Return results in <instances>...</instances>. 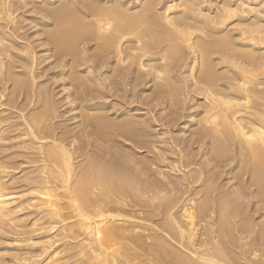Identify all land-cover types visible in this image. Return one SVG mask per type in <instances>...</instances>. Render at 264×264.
<instances>
[{"label": "bare ground", "instance_id": "bare-ground-1", "mask_svg": "<svg viewBox=\"0 0 264 264\" xmlns=\"http://www.w3.org/2000/svg\"><path fill=\"white\" fill-rule=\"evenodd\" d=\"M119 1L20 0L17 3L14 0V3L21 4L20 7H32L29 11L34 16L27 20H31L30 25L34 23V26L42 27L39 30L45 34L47 44L50 42L54 47L52 51L48 50L51 52L49 56L62 63H58L62 65L56 74L59 78H54L71 79L69 85L75 87L73 99L78 100L80 106L75 104L77 107L68 109L73 112L79 110L78 115L72 117L74 121L80 119L76 123V129L80 128L78 135L87 138L94 136V139L105 143L110 137H117L125 142L129 141L134 150L136 147L138 150L146 149L147 152L150 144H154L149 141L148 134L151 132L146 133L149 123L140 122L139 117L138 121L134 118L130 120L125 103L120 102V106L126 112L119 111L120 106L118 111L115 110L119 114L115 113L117 120L111 118L114 120L112 121L108 117L110 120L107 121L97 116L103 113L101 110H107L111 106L93 101L101 94L104 95V91L98 92L96 88L92 89L99 93L98 96L91 95L89 100L85 99L88 95L85 91L90 92V89L88 86L83 88V85L84 90H81L80 85L87 80L81 74L76 72L83 79L73 77L74 71H78L76 66L84 65L86 71L97 69L99 75L100 70L102 72L104 69L105 74H112L113 78L111 74L110 78L114 85L117 79H121V76L133 68L140 83L137 85H141L145 77V82L151 77L149 80L155 88L152 89L156 90L155 95L169 90L162 75L168 69L178 68L187 75L183 74V79L179 77L184 85L183 94L190 92V96L193 93L188 108L198 107L196 112L187 116L196 118L197 129H191L192 137H196L193 140L195 144L206 141L205 151L202 150L204 148L201 149L204 163L197 164L193 160L195 158L179 153L178 163H170L178 168L179 173L182 172L181 168L184 170L197 165L199 168L197 172L194 171L195 175L190 170L186 173L183 171L181 183L172 182L173 178L166 185H152L151 182L148 184L149 189H141L137 186V180L126 169L103 162L101 158L104 156H97L95 152L89 156L87 148L91 147L90 141L79 142L80 139L70 137L68 132H57L52 120L59 117L55 116L58 110L53 104L55 102L52 101V96L48 95V88H33L36 78L35 58L33 55H24L28 53L27 46L18 45L24 54L20 52L17 55L16 50L15 55L12 53L14 51H10V47L16 46L19 40L16 34L20 29L17 25L21 22L17 20V23L15 14L13 15L15 9L10 1L7 3L0 0V87L7 86L3 85L6 81L12 84H9V89L12 88L7 98L4 96L6 93H0V223L23 227L21 219L16 221L19 224L14 222L17 215H20L17 219L21 217L27 220L32 217L30 229L42 227L47 230V245H39L31 237L24 238V253L29 255L33 249L39 252L34 253L33 250V257L30 256L32 254L29 255L31 258L26 255L27 259H22L23 262L26 261L24 264H264V236L252 239L250 234L254 233L246 227L243 220L239 221L238 217L241 215L237 208L241 205L240 198L243 199L242 202H247L244 201L245 198L249 200L250 197L251 200L264 203V7L256 10L251 7L255 3L252 4L249 0H223L214 3L217 6L213 10L210 4L211 8L205 7L204 2L205 8H201V3L197 4V0ZM80 43H84V46L95 45L93 52L99 47L97 59H93L97 52L90 57L94 62L88 59L98 65L90 67V64H75L73 71V61L69 64L65 57L71 58V55L73 60L76 59L77 53L80 54L81 51L78 52L79 48L78 51L75 48L81 46ZM15 46L11 50H15ZM184 51L188 52L184 54ZM81 54L82 59L87 57L86 54ZM81 56L78 55L79 58ZM79 58L76 62L81 60ZM87 58L85 61L83 59L84 63H88ZM4 60L8 63H4ZM14 62L22 65L21 74L12 72L18 68ZM98 78L93 80L98 81ZM106 78L109 80V76ZM139 78L142 79L141 82ZM51 80L53 82V78ZM83 80L85 81L82 82ZM99 81L96 84H107L106 80L102 84ZM64 85H61V91L65 90ZM98 85L96 87L99 88ZM114 85L111 86L113 89ZM91 86L93 87L92 83L89 87ZM7 89L3 88V92ZM20 96L22 100L18 103ZM70 97L72 95L68 93L64 102L73 100ZM174 109L176 112V108ZM99 110V113H95ZM133 114L131 113L132 117ZM177 117L178 111L175 119ZM121 118L122 120H118ZM172 121L176 123L174 118ZM193 122L195 123V119L191 123ZM187 123L190 125V122L185 125ZM156 137L152 139L156 140ZM150 152L152 153V149ZM85 155L88 156L85 163L76 162ZM161 158L163 160L162 156ZM146 161L139 160L144 172L148 169ZM210 164L216 168H227L225 173L228 180L234 181L233 187H230L233 188L232 193L224 192L222 196L219 193L220 196L215 197L214 194L219 189L216 186V175L205 170ZM18 170V173H14ZM18 174L20 175L17 176ZM135 174L138 175L137 172L134 176ZM183 182L188 187L195 185L197 191L193 189L194 197L188 196L186 200L181 198L183 195L185 197V194L179 192L183 189ZM20 188L23 192L18 191ZM167 189L170 190L166 194L171 193V196L163 201L162 194ZM6 224L5 226L10 227ZM42 229L40 230L43 231ZM53 240L60 243L58 246L54 245L55 248L52 247ZM231 247L237 249V253L233 254ZM16 257L19 263L21 256ZM3 263L10 264L7 261Z\"/></svg>", "mask_w": 264, "mask_h": 264}, {"label": "rangeland", "instance_id": "rangeland-1", "mask_svg": "<svg viewBox=\"0 0 264 264\" xmlns=\"http://www.w3.org/2000/svg\"><path fill=\"white\" fill-rule=\"evenodd\" d=\"M7 3H8V1H10L9 3L11 4V6L13 7V9H15V13H13V15H14V17L16 18V21L18 20L19 21V23L21 22V24H18L17 25V27L18 28H20V29H18V31H17V34L16 35H18V39L20 40H17V44H16V46L15 45H13V46H11L10 47V51H14V52H12V53H15V55L17 54V55H20L21 53L22 54H24L23 52H21V49L20 48H18V45H19V47H22V46H27L28 47V53H25L24 55H27L28 57H31L32 55H33V57L35 58V60H36V69H35V71L36 72H34V74L36 75L35 77V81L33 82L34 83V89H35V87L36 88H43V86H45V87H47L48 88V90H47V88H43V89H46L47 91H48V95H51L52 97H51V99H52V101L53 102H55V103H53L56 107V110H58V111H56V114H55V116L57 115V116H59L57 119L55 118V120L53 119L52 120V123H55L54 124V126H55V128H56V131L57 132H63V133H67L68 132V135L70 136V137H76V138H78V139H80V140H78L79 142H84V141H86V140H88L87 142H89L90 141V143L89 144H91V147L89 146L88 148H87V154H89V156L91 155V153H93V152H95V154L97 155V156H104L103 158H101L102 160H103V162L104 161H106V163H111V164H113V165H115V166H117V167H119L120 166V168H122V169H126V171H128V172H130L132 175H130V176H133V178L135 179V181H136V183H137V186L138 187H140L141 189H143V188H146V187H148L147 189H149L150 187V185L148 186V184H150L151 182V184L153 185V184H155V185H157V184H159V185H161V183H162V185H163V183L165 184L166 182L168 183L169 181H171L173 178V180H172V182L174 181H178V183L180 182H182V180L183 179H181L183 176V173H186V172H188L189 170L190 171H192L191 173L193 174V175H195L194 174V171L195 172H197L198 171V168H199V166H197V165H193V166H190V167H188V168H184V170H183V168H181V170H182V174L181 173H179V171H177L178 170V168H175V166H173L172 165V163H170V162H175V163H178V159H179V157H180V154L181 155H190V158H195V159H193L197 164H200V165H202L203 163H204V158H202L201 157V155H202V152L203 151H205V142L206 141H204L203 143H196L195 144V142L193 141V140H195L196 139V137L193 135V137H192V132L193 131H195L194 130V128H196L197 126H195V124H196V118H193V117H189V116H187V115H190V113H194V112H196L197 110H198V107L196 106L195 108L193 107V109H190V108H188L190 105H189V100H190V98H191V96H192V94L189 96L188 94H190V92H188V94H183L184 92H183V83H182V81H180L181 80V78L183 79V78H185V76L184 75H186L185 73H184V71H181V70H179L178 68H177V70L176 69H168V71H167V73L166 74H163L162 76H163V79H164V81H167L166 83H167V89H169V90H166V93H165V91H164V94L162 93H159V95L157 94V92H156V94L157 95H155V91L156 90H153V89H155L154 88V86H153V84H152V82H150V80L149 79H151V77H149V78H147V81L145 82L144 80L146 79V77H145V79H143V77H142V79H143V82H144V85H143V82H141V80L142 79H140V82L142 83L141 85H137V84H140L139 83V81H138V78H137V76L138 75H134V72L132 71L133 70V68H131V70H130V72L129 73H126V75L124 74H122L123 76H121V79H119L120 81H121V83H120V81L117 79V83H119V85H117V83H115V85H114V83H112V81H111V79L113 78V76H112V74H111V76H112V78H110L111 76H110V74H105V70L104 69H102L103 71L101 72V70L100 69H98V70H100V75H99V72L97 71V69H96V71H97V73H95L96 71H94L93 69H92V71L91 70H88V71H86L85 69H86V67H81V66H79L78 64H85V66L86 65H89L90 67H95V66H97L98 65V63H96L95 65H94V63H91V62H94V60H92V59H90V57L92 58V55H94L96 52V54L93 56V59H97L96 58V56H98L99 55V52H98V50H99V47H97V48H95L96 49V51L95 52H93L94 51V49H93V47H95V45H92V46H90V45H86V46H84V43H80L81 44V46L79 45V44H76V45H79L78 47H76L75 48V50L77 49V51H78V48H79V51L78 52H80V54L81 53H84V55L86 54V56L88 57L89 55H91V56H89L88 58H87V60L88 59H90L91 60V62L88 60L87 62L88 63H84L83 62V59H84V61H85V56H84V58L82 59V57L83 56H81L80 54H78L77 53V57H75L76 59H74L73 60V56H71L70 55V57L72 58H68V56L67 57H65V58H67V59H65V61H69V64L71 63V60L73 61L72 63L74 64V68H73V71H74V69H75V64H77L78 66H76V69L78 70V71H74L75 72V75H73V77L75 76V77H79V78H81V76H77L76 75V72H78L77 74L78 75H82L83 77H84V79H87L86 80V82H84L85 80H83L82 82H84V83H86V84H82V85H80V87H81V90L83 89V88H86L85 86H88L87 88H89L90 89V92L89 91H85L86 92V94H88L87 95V97L85 98V99H88L89 100V97H91V95H93L94 97H96L95 95L97 94V96H98V92H99V90L101 91V92H103V96H102V94L100 95L101 96V99L99 98L100 96H98V98H97V100H93V101H96L95 103H97V101H98V103H103V104H105L106 106H111V107H108L109 109H103V110H101V112H103V113H99L100 112V110L97 112V111H95V113H99V114H97V116H100L101 118H105V119H107V121H109L111 118H115V120H117L116 119V117L117 116H115V113H116V111H120V110H124L125 108L127 109L128 108V114H129V117H130V120L131 119H133L134 118V120H136V121H138L139 120V118H141L140 119V122L142 121V122H145V123H149V128H148V130H146V133L148 134L149 132H151V134L149 133L148 135H150L149 137L151 138H149V141L153 144V142H154V149H155V151L156 150H158V147L160 148L158 151H154V149H153V145H151L150 143V147H149V144H148V147L150 148H148V152L147 151H145L144 149L142 150V149H139L138 150V148H136L135 147V150H134V146L132 145V144H129V141H127V142H125L123 139H119V138H117V137H110L109 138V140L105 143V142H101V141H98L97 139H94V136H93V138L92 137H84L83 135H78L79 134V132H78V134H77V131H79V129L80 128H78V129H76L78 126V124H76L77 122H78V119L79 118H77V119H75V121H74V119L72 120V117L74 116V115H78V111L79 110H76L75 112H73V111H69V109L70 108H72V107H77L76 105H78V106H80V104H79V101L77 100V101H75L74 99H73V97L75 96H73V94L75 93V92H73L74 90H75V87H73L72 88V86L70 87V85L69 84H71V79H69L70 81H68V78H66L67 79V81H66V79H65V77L64 78H61V79H58L59 77L56 75V74H58L59 73V71H60V66H62V65H58V63H60V61H58V60H56L55 58H53L52 56H49V55H51V52H49L51 49L53 50L54 49V47H53V45H51V43L50 42H48L49 44H47V40H46V36H45V34H43L42 33V31H40V30H42V27L41 26H39V27H37V26H34L32 23H31V25H30V21L31 20H27L28 19V17H32V16H34V14H32L33 12L32 11H29V10H31V6H26V7H20V5L21 4H17V3H19V1L20 0H15V2H17L16 4L14 3V0H5ZM78 1V0H77ZM80 1V0H79ZM119 1V0H118ZM120 1H122V0H120ZM119 1V2H120ZM126 0H123V2H125ZM135 1H137V0H134V1H132V2H135ZM144 2L146 1V0H143ZM198 1V2H197ZM196 1V3L198 4L199 2L201 3V5L199 4V6L201 7V8H205V7H209L210 5L213 7V8H211V6H210V8L213 10V9H215V7L217 6V4H214V3H218V2H221V1H223V0H197ZM202 1V2H201ZM211 1V2H210ZM13 4H12V3ZM144 2H142V3H144ZM206 4V5H204L203 6V4L204 3ZM249 2L250 3H255V5L253 6H251V7H254L256 10L259 8L260 10L264 7L263 5H264V0L262 1V0H258L257 2L256 1H250L249 0ZM260 2V3H259ZM207 3H208V5H207ZM263 3V4H262ZM210 4V5H209ZM213 4V5H212ZM260 4V5H259ZM258 5H259V7H258ZM262 5V6H261ZM15 6V7H14ZM17 7V8H16ZM260 7H262V8H260ZM258 9V10H259ZM34 11V10H33ZM13 12H14V10H13ZM28 12V13H27ZM26 13V15L24 16V14ZM35 13V12H34ZM32 14V15H31ZM23 15V16H22ZM30 15V16H29ZM21 16V17H20ZM23 17V18H22ZM20 18H22V20L20 19ZM23 20H25V21H23ZM18 21H17V23H18ZM48 22H50V24H51V21H48ZM22 25V26H21ZM34 26V27H33ZM36 27V28H35ZM40 29V30H39ZM21 30V31H20ZM20 31V32H19ZM19 33V34H18ZM43 34V35H42ZM20 37V38H19ZM46 40V41H45ZM19 41V42H18ZM45 41V42H44ZM22 45V46H21ZM17 47L15 50H11V48L13 49V47ZM50 46V47H49ZM88 46V47H87ZM83 47H85L86 49H89L90 47H92V48H90V50H86L85 48H84V51H83ZM66 48V47H65ZM80 48H81V50H80ZM30 49V50H29ZM16 50H18L17 51V53L15 52ZM49 50V51H48ZM51 50V51H52ZM91 50H92V52H91ZM30 51H31V53H30ZM87 51V52H86ZM21 52V53H20ZM48 52V53H47ZM91 52V53H90ZM188 51H184V54H186ZM20 53V54H19ZM89 53V54H88ZM31 54V55H30ZM76 54V53H75ZM184 54H183V56H184ZM23 55V56H24ZM50 57H48V56ZM78 55L79 56H81L80 58L78 57ZM25 57V56H24ZM44 57V58H43ZM46 57V58H45ZM3 58H5V57H3ZM49 58V59H48ZM78 58L79 59H81L79 62L77 61L76 62V60H78ZM41 59V60H40ZM47 61H46V60ZM53 59H55V61L53 60ZM184 58H182L181 59V62H182V60H183ZM81 61H82V63H81ZM96 61V60H95ZM4 63H8V61L7 60H4L3 61ZM74 62H76V63H74ZM97 62H99V59L97 60ZM15 64H17L16 62H14ZM14 63H13V65H14ZM60 64H62V63H60ZM18 65V66H17ZM16 65V68L18 67V68H20V69H16V71H12L13 73L15 72L16 74L18 73V74H21V72H23V70H22V65L21 64H17ZM38 65V66H37ZM93 65V66H92ZM21 66V67H20ZM58 66V67H57ZM73 66V65H72ZM8 67V66H7ZM14 67H15V65L13 66V69H14ZM79 67H80V69H79ZM3 69H4V67H3ZM12 69V70H13ZM14 69V70H15ZM22 70V71H21ZM82 70H83V72H82ZM128 70V71H129ZM92 73H91V72ZM180 71L182 72V73H180ZM55 72V73H54ZM80 72V73H79ZM87 72V73H86ZM127 72V71H126ZM54 75H53V74ZM88 74V76L86 75L85 76V74ZM131 73V74H130ZM89 74H90V76H89ZM93 74V75H92ZM103 74V75H102ZM104 74L106 75L105 77H104ZM129 74V75H128ZM182 74V75H181ZM184 74V75H183ZM96 75V76H95ZM132 75H134L133 77H135V78H133V77H131ZM181 75V76H180ZM38 76V77H37ZM54 76H56V77H58V78H54ZM95 76V77H94ZM102 76V77H101ZM107 76H109V80H108V78H106ZM183 76V77H182ZM187 76V75H186ZM83 77L81 78V79H83ZM85 77H89V78H85ZM99 77V78H98ZM103 77H104V80H106L107 81V84H105L106 82H104V80L102 81V79H103ZM123 77H125V78H123ZM129 77V78H128ZM148 77V76H147ZM179 77H181V78H179ZM53 78V82H52V79ZM91 78V79H90ZM93 78H98L99 80V82L102 84L103 82H104V84H102V85H98V84H96L98 81H94L93 80ZM125 79L126 81H128L127 83H126V81L125 80H123V79ZM137 78V79H136ZM174 78V79H173ZM63 79H65V81L63 80ZM128 79H130V80H128ZM134 80V81H132V80ZM175 79H176V82H174L175 81ZM51 80V81H50ZM61 80V81H60ZM62 80H63V82H62ZM89 80V81H88ZM90 81H91V83H92V85H93V87L91 86V87H89L90 86ZM178 81H179V83H178ZM70 82V83H69ZM124 82V83H123ZM161 82H163V81H161ZM224 81H222V83H223ZM62 83V84H61ZM66 83V85H64ZM68 83V84H67ZM88 83V84H87ZM94 83V84H93ZM127 85H126V84ZM136 83V84H135ZM164 83V82H163ZM176 83V85H174ZM221 83V84H222ZM4 84H7V86H5L6 87V89L8 88L9 89V86L11 85L12 86V84H11V82L10 81H6L5 83H3V85ZM10 84V85H9ZM38 84H40V85H38ZM96 84V85H95ZM110 84V85H109ZM111 84H113L115 87H114V89L112 88L113 87V85H111ZM165 84V83H164ZM164 84H162V85H164ZM188 84V83H187ZM61 85H64L65 86V90H62L61 91ZM83 85H84V87H83ZM99 86V88L98 87H96V86ZM137 85V86H136ZM40 86V87H39ZM66 86H68V87H66ZM95 86V87H94ZM100 86H102V87H100ZM109 86V87H108ZM112 86V87H111ZM117 86V87H116ZM4 86H3V88H5ZM83 87V88H82ZM152 87H153V89H152ZM180 87V88H179ZM182 87V88H181ZM3 88L2 87H0V93H6L4 96H5V98H7V95H8V93H10L11 92V88L12 87H10V89L8 90H5L4 92H3ZM67 88V89H66ZM92 88H96V89H98L96 92L92 89ZM101 88V89H100ZM103 88V89H102ZM108 88V89H107ZM110 88V89H109ZM175 88L177 89V88H179L177 91L175 90ZM156 89H157V87H156ZM183 89V90H182ZM50 90V91H49ZM84 90V89H83ZM107 90V91H106ZM122 90V91H121ZM165 90V89H164ZM181 90H182V92H181ZM109 91H112V92H109ZM116 91V92H115ZM154 91V92H153ZM170 91V92H169ZM70 93V96L72 95V97H70V98H72L73 100H70L69 99V101H67L66 100V102H64V98H65V96L68 94V93ZM73 92V93H72ZM89 92V93H88ZM94 92H95V94H94ZM123 92V93H122ZM168 92V93H167ZM177 92H180V94L179 93H177ZM108 93L110 94V95H108ZM112 93V94H111ZM114 93V94H113ZM187 93V92H186ZM66 94V95H65ZM116 94V95H115ZM118 94H119V97H120V100H119V97H118ZM161 94V95H160ZM170 97H169V96ZM105 96V97H104ZM157 96V97H156ZM105 99H104V98ZM118 97V98H117ZM159 97V98H158ZM163 97V98H162ZM173 97V98H172ZM93 98V97H92ZM103 98V99H102ZM108 98V99H107ZM116 100H115V99ZM123 98L125 99V101L123 102ZM158 100H157V99ZM175 98V99H174ZM189 98V99H188ZM198 98H201L200 96L198 97ZM62 99V100H61ZM98 99H100V100H98ZM107 99V100H106ZM121 99H122V101H121ZM22 100V96H20L19 97V99H18V103L20 102ZM102 100H103V102H102ZM118 100V101H117ZM171 100H174L175 102H173V101H171ZM178 100V101H177ZM4 101V98H3V100H2V102ZM73 101V102H72ZM75 101V102H74ZM131 101V102H130ZM58 102V103H57ZM68 102V103H67ZM70 102V103H69ZM77 102V103H76ZM112 102V103H111ZM115 102V103H114ZM120 102L123 104V103H125V108H122L121 106H120ZM130 104H129V103ZM172 102V103H171ZM74 103V104H73ZM91 103H94V102H91ZM90 103V104H91ZM127 103H128V105L130 106V107H128V105H127ZM71 104H73V105H71ZM76 104V105H75ZM112 104V105H111ZM119 104V105H118ZM121 104V105H122ZM176 104H177V106H179L178 108H177V106H176ZM189 105V106H188ZM113 106V107H112ZM116 106V108H114ZM118 106H120L119 108H118ZM127 106V107H126ZM186 106V107H185ZM57 107H58V109H57ZM3 108H5V107H3ZM69 108V109H68ZM110 108L113 110L114 109V111H112V110H110ZM117 108H118V110H117ZM174 108H176V110L178 111V114H179V117H177V119H175V117L177 116V111L175 112L174 110ZM9 109V108H8ZM131 109V110H130ZM190 109V110H189ZM111 112H110V111ZM116 110V111H115ZM12 112H14L13 110H11ZM107 111V112H106ZM108 111H109V113H108ZM125 112H126V110H124ZM189 111V112H188ZM67 112V113H66ZM134 115L133 117H132V115H131V113ZM94 113V112H93ZM106 113V114H105ZM114 113V114H113ZM176 113V114H175ZM189 113V114H188ZM60 114H61V116H60ZM116 115H119L118 113H116ZM137 115V116H136ZM183 117H181V116ZM113 116V117H112ZM146 116V117H145ZM110 119H109V118ZM136 117V118H135ZM139 117V118H138ZM173 118H174V121H176V123L175 122H173L172 120H173ZM178 118H179V120H178ZM109 119V120H108ZM194 119H195V123L193 122V124L191 123L192 121H194ZM80 120V119H79ZM112 121H114L113 119H111ZM118 120H122V118L121 119H118ZM145 120V121H144ZM149 120V121H148ZM177 120H178V122H177ZM188 120V121H187ZM55 121V122H54ZM116 122V121H115ZM117 122H119V121H117ZM171 122V123H170ZM186 122H190V125H189V123H187L188 124V127H187V124L185 125V123ZM74 123L76 124L75 126H74ZM151 123V124H150ZM57 125V126H56ZM194 125V126H193ZM191 126V127H190ZM59 127V128H58ZM150 127H151V129H150ZM183 127H185V129L183 128ZM76 129V130H75ZM183 129H184V131H183ZM191 129L193 130L192 132H191ZM197 129V128H196ZM59 130V131H58ZM151 130V131H150ZM71 131V132H70ZM183 132V133H182ZM154 133V134H153ZM75 134H77V135H75ZM72 135V136H71ZM152 135V136H151ZM155 135V136H154ZM157 136V137H156ZM156 137V140H154V139H152V138H155ZM147 138V139H148ZM191 138V139H190ZM153 140V141H152ZM158 140V143H156V141ZM97 141V143H95ZM124 141V142H123ZM160 141H161V143H160ZM191 143H190V142ZM92 142V143H91ZM95 144H94V143ZM110 142V143H109ZM100 143V144H99ZM93 144H94V146H93ZM102 144V145H101ZM106 144V145H105ZM117 144V145H116ZM122 144L124 145V146H122ZM159 144V145H158ZM98 145V146H97ZM202 145V147H200ZM133 146V147H132ZM94 147H96V149H94ZM133 149H132V148ZM100 150H99V149ZM113 148V149H112ZM131 148V149H130ZM157 148V149H156ZM200 148V149H199ZM202 148H204V149H202ZM101 149H102V153H101ZM104 149V150H103ZM107 149V150H106ZM123 149H124V151H123ZM126 149H127V151H126ZM128 149H130V150H128ZM151 149H152V153L150 152L151 151ZM179 149V150H178ZM203 151H202V150ZM133 150V153H131V151ZM182 150V151H181ZM198 150V151H197ZM107 152L106 154L104 153V152ZM159 151H160V153H159ZM90 152V153H89ZM109 152V153H108ZM127 152V153H126ZM131 154H130V153ZM150 152V153H149ZM154 152V153H153ZM100 153V154H99ZM173 153V154H172ZM180 153V154H179ZM133 154V155H132ZM163 154H168L167 156H165V155H163ZM124 155V156H123ZM154 155V156H153ZM159 155H161L162 157H163V160H162V158H161V156H159ZM199 155V156H198ZM126 156V157H125ZM132 156V157H131ZM134 156V157H133ZM158 156V157H157ZM84 157H85V159H84ZM84 157H81V158H78L77 160H76V162L77 163H85L86 162V160H87V158H88V156H84ZM114 158V159H113ZM142 158V159H141ZM156 158V159H155ZM160 158V159H159ZM188 158H189V156H188ZM201 158V159H200ZM106 159V160H105ZM134 159V160H133ZM143 159H145V161H146V163L148 164V169L147 170H145V172H144V170H142V168H141V164H140V162H139V160L140 161H142ZM155 159V160H154ZM176 159V160H175ZM135 160H138V162H136ZM164 161L163 163H162V161ZM168 162H167V161ZM174 160V161H173ZM184 160H186V159H184ZM183 160V161H184ZM110 161V162H109ZM156 162V164L154 165V163ZM138 163V164H137ZM150 163V164H149ZM152 164V165H151ZM174 164V163H173ZM84 165V164H83ZM175 165V164H174ZM150 166V167H149ZM167 166V167H166ZM140 167V168H139ZM154 167V168H153ZM172 167H174L173 168V170H172ZM213 167H214V165H212V164H210V165H208L207 167H206V169L205 170H207V173H213L214 175H216V179H217V181H216V186H217V189L219 188L221 191H216V193L214 194L215 195V197L217 198V197H219L220 195L222 196V194H224V192H226V193H232L231 192V190L233 189H230V187H233L232 185H234V181L233 180H228V175H226V169L227 168H216V167H214V169H213ZM161 168V169H160ZM205 168V167H204ZM171 169V170H170ZM152 170V171H151ZM10 172H12L11 170H9ZM139 171V172H138ZM214 171H215V173H214ZM19 172V170L18 171H14V173H18ZM137 172V176H136V174H135V176H134V173H136ZM144 172V173H143ZM154 172V173H153ZM172 172V173H171ZM159 175V176H157V174ZM20 174H22V173H20ZM20 174H18L17 176H19ZM140 175H141V177H140ZM144 175V176H143ZM172 176V177H171ZM137 178V179H136ZM138 178H139V180H138ZM153 178V179H152ZM143 179V180H142ZM165 180V181H164ZM181 180V181H180ZM148 181V182H147ZM157 183V184H156ZM233 183V184H232ZM141 185V186H140ZM166 185V184H165ZM183 189H181V191H179L180 192V194L182 193V194H185V197H184V195H183V197H181L182 199H184V200H186L187 198H188V196L189 197H194V190L195 191H197V189H195L196 187H195V185H190L189 187L186 185V183L185 182H183ZM186 185V186H185ZM192 187V188H191ZM186 188V189H185ZM191 189V190H189L191 193H189V191H188V189ZM21 190H18V191H22L23 192V190H22V188H20ZM185 189V190H184ZM194 189V190H193ZM199 189V188H198ZM169 190L170 189H167V190H165V193L163 192V194H165L164 196H163V194H162V197L164 198L163 199V201L164 200H166L168 197H170L171 196V193L170 194H166V193H169ZM168 191V192H167ZM188 191V192H187ZM229 191V192H228ZM25 192V191H24ZM174 194H175V192H173ZM186 193H187V195H186ZM219 193H221L220 195H219ZM189 194H191V195H189ZM217 194V195H216ZM165 196H167V197H165ZM187 196V197H186ZM247 198V197H246ZM245 198V200L244 201H247V202H242L243 201V199L242 198H240V203H241V205H240V203L238 204V206L240 205V207H237L238 208V210H239V214L241 215V216H239L238 217V219H239V221H241V220H243V223L244 224H246L247 226L246 227H248V228H250L252 231H253V233L254 234H250V236H252V239L253 238H257V237H259V236H261L262 237V235L264 236V203H262L261 201H257V200H251V198L249 197V200L248 199H246ZM242 200V201H241ZM250 201V202H249ZM252 201V202H251ZM240 208V209H239ZM20 215H17V217H19ZM17 217H16V220L14 221V222H16V221H19L20 219H21V224H22V226L23 227H20V228H16L14 225H10V224H8L10 227H8V226H5V224L6 223H3V224H1L0 223V235H2V236H0V260L2 261H0V263H2V264H4L3 262H9L10 264L11 263H18L17 262V260H18V258L16 257V255L18 256V257H20V259L22 260V259H24L25 257H26V255L29 257V255L30 254H32V255H30V256H32L33 257V250H34V253L36 252V253H39V252H37L36 251V249H33L30 253H29V255L28 254H26V253H24V251L26 252V250H24V246H25V243L23 244L22 242H23V240H25V239H27V238H30L31 237V239L32 240H34L37 244H39L40 245V243L43 245V243L45 244V245H47V243H48V241H49V239L48 238H46V236H48L49 234H48V232H46L47 230H43L42 229V227L40 228V227H33L32 229H30V227H31V225H30V222H31V218L32 217H29L27 220H25V218H19V219H17ZM26 224V225H24V223ZM17 224H19L18 222H16ZM6 224V225H7ZM20 224V225H21ZM5 226V227H3V226ZM28 225H30V226H28ZM12 226H14V227H12ZM25 226H27V227H25ZM230 227V226H229ZM254 227V228H253ZM7 228H9V230L7 229ZM10 228H12V229H10ZM14 228V229H13ZM22 228V230H20ZM210 228V227H209ZM40 229H42L43 231H41ZM12 230V231H11ZM15 230H17V231H15ZM30 230V231H29ZM36 230V231H35ZM18 231H22L21 232V234H20V232L19 233H17L16 234V232H18ZM32 231V232H31ZM38 231V232H37ZM45 231V232H44ZM11 232V233H10ZM12 232H14V233H12ZM34 232H36V233H34ZM259 232V233H258ZM2 233V234H1ZM18 234H19V236H18ZM26 234V236H24V235ZM28 234V235H27ZM15 235L17 236V237H15ZM253 235H254V237H253ZM23 236V237H22ZM33 236V237H32ZM14 238H15V240H14ZM21 238V239H20ZM25 238V239H24ZM12 239H13V241H14V245H12L13 244V241H12ZM16 239H17V241H16ZM247 239H249V238H247ZM6 240V241H5ZM52 241V240H51ZM245 241V240H244ZM243 241V242H244ZM9 242V243H8ZM18 242V243H17ZM54 242V243H53ZM53 242H52V247L53 248H55L56 246H58L60 243L59 242H57L56 243V241H54L53 240ZM12 243V244H11ZM59 243V244H58ZM16 244H18V245H16ZM20 244H22V245H20ZM51 244V243H50ZM57 244V245H56ZM54 245H56V246H54ZM19 246V247H18ZM23 247V248H22ZM231 249H232V251H233V254H235V252L237 253V251H235V250H237V249H234V247H231ZM17 250V251H16ZM11 251V252H10ZM15 251V252H14ZM22 253H21V252ZM19 253V254H18ZM3 254H5V255H3ZM10 255H12L13 257H14V260H11V261H14V262H11L10 261V259H12L13 257H11ZM36 255V254H35ZM7 256H8V258H7ZM4 257V258H3ZM9 257H11V258H9ZM23 257V258H22ZM15 258H17V259H15ZM29 258H31V257H29ZM9 259V260H8ZM19 259V263L18 264H24L26 261H24L23 262V260L21 261ZM25 259H27V258H25ZM5 260V261H4ZM6 264H8V263H6Z\"/></svg>", "mask_w": 264, "mask_h": 264}]
</instances>
